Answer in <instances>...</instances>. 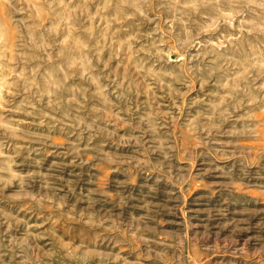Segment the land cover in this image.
<instances>
[{"label": "rangeland", "instance_id": "obj_1", "mask_svg": "<svg viewBox=\"0 0 264 264\" xmlns=\"http://www.w3.org/2000/svg\"><path fill=\"white\" fill-rule=\"evenodd\" d=\"M0 264H264V0H0Z\"/></svg>", "mask_w": 264, "mask_h": 264}]
</instances>
